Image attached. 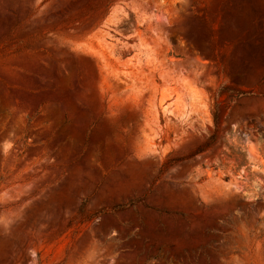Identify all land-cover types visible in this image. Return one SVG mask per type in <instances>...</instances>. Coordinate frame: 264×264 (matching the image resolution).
I'll return each mask as SVG.
<instances>
[{
    "label": "rangeland",
    "instance_id": "rangeland-1",
    "mask_svg": "<svg viewBox=\"0 0 264 264\" xmlns=\"http://www.w3.org/2000/svg\"><path fill=\"white\" fill-rule=\"evenodd\" d=\"M0 264H264V0H0Z\"/></svg>",
    "mask_w": 264,
    "mask_h": 264
},
{
    "label": "bare ground",
    "instance_id": "bare-ground-1",
    "mask_svg": "<svg viewBox=\"0 0 264 264\" xmlns=\"http://www.w3.org/2000/svg\"><path fill=\"white\" fill-rule=\"evenodd\" d=\"M101 38H103V33L101 32V31H98V32H96L94 35H93V39L94 40H99V39H101ZM111 53H112V58L114 59V62H115V67L117 68V69H120V68H123V67H125V63H123L122 62V58H123V52L122 51H120L119 49H113L112 51H111ZM116 56V57H115ZM111 61V60H110ZM106 62V61H105ZM108 62V61H107ZM110 63H112V62H110ZM106 64V63H105ZM110 64H108V66H109ZM106 66V65H105ZM135 72V71H134ZM126 73V72H125ZM128 74V73H127ZM130 74H132V73H130ZM133 76H134V73H133ZM129 78V77H128ZM136 78V77H135ZM133 79H134V77H133ZM133 85V84H132Z\"/></svg>",
    "mask_w": 264,
    "mask_h": 264
}]
</instances>
